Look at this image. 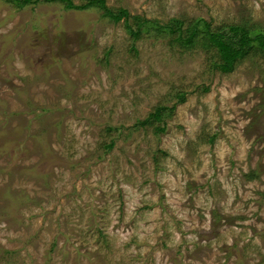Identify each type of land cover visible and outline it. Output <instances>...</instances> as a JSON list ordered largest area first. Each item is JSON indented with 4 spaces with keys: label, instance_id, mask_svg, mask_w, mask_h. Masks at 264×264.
<instances>
[{
    "label": "rangeland",
    "instance_id": "1",
    "mask_svg": "<svg viewBox=\"0 0 264 264\" xmlns=\"http://www.w3.org/2000/svg\"><path fill=\"white\" fill-rule=\"evenodd\" d=\"M71 1L0 0V264H264V56L176 39L264 0Z\"/></svg>",
    "mask_w": 264,
    "mask_h": 264
},
{
    "label": "trees",
    "instance_id": "2",
    "mask_svg": "<svg viewBox=\"0 0 264 264\" xmlns=\"http://www.w3.org/2000/svg\"><path fill=\"white\" fill-rule=\"evenodd\" d=\"M18 7H24L27 4L35 3L36 0H12ZM65 1L66 7L74 6L71 0H61ZM102 2L103 0H90L89 3H86L84 6L87 7L91 5V2ZM105 14L110 18H113L114 21H118L122 18H125L127 21V17L129 16V12L125 8H120L117 12H113L111 8H105ZM201 29L199 31L198 26L194 23L192 31L187 38H183V34H178L176 39L184 43L192 38L206 41L205 44L209 46H214L218 53L219 61L218 67L222 72L231 71L235 63L238 59L245 58L251 54H257L264 56V27L260 24L248 25L246 22L242 23H230L226 24L220 28H216L215 30L210 29V23L204 20H201ZM138 23L149 24L153 26V30L156 32H161L166 29L169 24L161 25L160 23L153 21L152 19H141ZM126 26L128 27L131 34L136 35L137 30L133 31L132 27L129 23L126 22ZM178 28V27H177ZM174 28L172 25L170 27V32H172ZM167 31V32H169ZM204 34V36H203ZM204 43V42H203ZM182 94V93H181ZM180 95V94H179ZM260 107L262 105H259ZM174 106L168 107L164 105H160L154 108V110L144 119L140 120L139 124H146L147 122L153 123L156 122L158 125L155 126V131H163L166 127L165 121V113L166 111H172ZM109 147L113 146V143L108 145Z\"/></svg>",
    "mask_w": 264,
    "mask_h": 264
}]
</instances>
